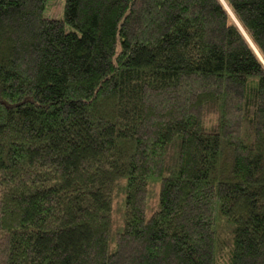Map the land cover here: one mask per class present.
I'll list each match as a JSON object with an SVG mask.
<instances>
[{"label": "trees", "instance_id": "obj_1", "mask_svg": "<svg viewBox=\"0 0 264 264\" xmlns=\"http://www.w3.org/2000/svg\"><path fill=\"white\" fill-rule=\"evenodd\" d=\"M51 1L0 0V264H264V65L221 1Z\"/></svg>", "mask_w": 264, "mask_h": 264}, {"label": "bare ground", "instance_id": "obj_2", "mask_svg": "<svg viewBox=\"0 0 264 264\" xmlns=\"http://www.w3.org/2000/svg\"><path fill=\"white\" fill-rule=\"evenodd\" d=\"M220 1L223 4V6L225 7V9L228 11L229 15H231L232 20L235 22V24L239 28L240 32L243 34V36L246 38V40L248 41V43L250 44V46L253 48V51L256 53L257 56L260 57L259 59L264 62V56L262 55V53L260 52V50L257 48V46L255 45L253 39L251 38V36L249 35V33L246 31V29L244 28V26L241 24V22L235 16L234 12L230 8V6L227 3V1L226 0H220Z\"/></svg>", "mask_w": 264, "mask_h": 264}, {"label": "rangeland", "instance_id": "obj_3", "mask_svg": "<svg viewBox=\"0 0 264 264\" xmlns=\"http://www.w3.org/2000/svg\"><path fill=\"white\" fill-rule=\"evenodd\" d=\"M65 2H66V0H53V1H51V3L46 7L45 15L52 17V18H55V19H62L64 17ZM230 17H231V15H230ZM67 29H69V28L67 27ZM258 58H260V57L258 56ZM260 61L264 65V62L262 60H260Z\"/></svg>", "mask_w": 264, "mask_h": 264}]
</instances>
